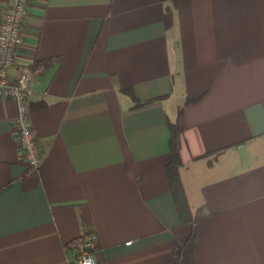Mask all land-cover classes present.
Returning <instances> with one entry per match:
<instances>
[{
  "label": "crops",
  "instance_id": "0c3cea01",
  "mask_svg": "<svg viewBox=\"0 0 264 264\" xmlns=\"http://www.w3.org/2000/svg\"><path fill=\"white\" fill-rule=\"evenodd\" d=\"M23 31L7 72L43 65L42 157H21L0 98V264H75L80 236L96 264H175L192 217L194 264H264V0H29Z\"/></svg>",
  "mask_w": 264,
  "mask_h": 264
},
{
  "label": "built area",
  "instance_id": "2783aa9c",
  "mask_svg": "<svg viewBox=\"0 0 264 264\" xmlns=\"http://www.w3.org/2000/svg\"><path fill=\"white\" fill-rule=\"evenodd\" d=\"M29 0H6L0 10V98L13 99L17 105L14 120L16 143L21 157L32 170L38 169L41 160L37 136L30 122L28 98L34 92L33 74L37 69H20L13 79L8 78V68L14 64L19 47L23 43V22ZM75 264H96L91 237L80 236L68 244Z\"/></svg>",
  "mask_w": 264,
  "mask_h": 264
},
{
  "label": "trees",
  "instance_id": "16d2710c",
  "mask_svg": "<svg viewBox=\"0 0 264 264\" xmlns=\"http://www.w3.org/2000/svg\"><path fill=\"white\" fill-rule=\"evenodd\" d=\"M170 130V139H169V147H170V160L166 164V172L169 177L172 190L174 192V196L176 199V204L180 214L184 209H188V204L184 199L183 187L180 181L179 175V167L181 166V158H180V145L182 141V132H183V124L181 119V108L178 109V118L175 122L169 123ZM183 199V203L181 202ZM192 225V230L190 235L186 239L184 243L178 245L175 248V264H194L193 254L196 246V230H195V221L196 218L192 217L189 219Z\"/></svg>",
  "mask_w": 264,
  "mask_h": 264
}]
</instances>
